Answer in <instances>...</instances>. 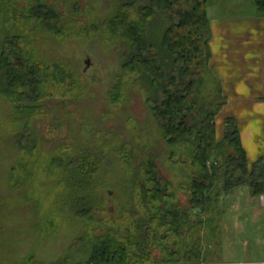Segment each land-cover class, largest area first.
<instances>
[{
    "label": "trees",
    "instance_id": "obj_1",
    "mask_svg": "<svg viewBox=\"0 0 264 264\" xmlns=\"http://www.w3.org/2000/svg\"><path fill=\"white\" fill-rule=\"evenodd\" d=\"M207 1L112 0L115 14L102 26L112 43L127 47L121 74L113 81L109 95L111 105L122 104L125 88L139 85L147 96L145 107L166 148L169 164L183 169L189 178L187 185L175 187L155 158L138 161L136 148L120 144L117 155L130 180L131 196L145 212L141 222L134 223L135 233L131 234L130 228L118 227L122 225L110 219L106 196L96 194L95 184L107 150L96 154L82 150L75 156L58 149L46 165L37 162L40 145L33 137L34 123L43 118L44 104L60 101L65 106L76 105L84 92L70 66L44 60L32 44L26 45L24 36L33 32L51 37L56 43L88 42L100 31L93 11L70 0L71 19L65 20L46 0H0L4 23H13L21 32L5 37L0 56V98L15 107L12 125L17 128L16 145L24 153L26 164L23 170L16 163L12 188L32 184L40 170L54 181L60 180L56 195L60 198L66 194L64 189L70 191L65 205L76 221L84 222L89 229L99 225L105 231L103 236L85 235L74 242L73 250L89 244L83 264H154L152 247L156 248V243L164 246L168 261L180 259L183 264H192L187 256L179 258L180 253L172 251L175 239L186 238L188 232L184 234V229L204 226V218L236 191L247 192L252 200L264 197V158L253 164L249 161L240 140L239 122L225 118L221 139L217 136L218 119L228 106L221 84L207 103L199 101L203 77L210 72L207 65L212 59ZM19 4L25 5L20 11L16 9ZM255 5L257 18H264V0H255ZM83 16L89 20L86 27ZM31 188L24 201L34 205L42 225L54 227V220L47 224V215L40 213L42 209L47 212L46 200L33 196L35 188ZM179 193L187 197L186 208L177 207ZM56 195L48 208L51 216L55 214ZM112 225L115 230H110ZM141 230L146 232L145 237L139 234ZM199 256L197 251L195 261L201 259ZM33 263L34 256L29 255L18 264Z\"/></svg>",
    "mask_w": 264,
    "mask_h": 264
},
{
    "label": "rangeland",
    "instance_id": "obj_2",
    "mask_svg": "<svg viewBox=\"0 0 264 264\" xmlns=\"http://www.w3.org/2000/svg\"><path fill=\"white\" fill-rule=\"evenodd\" d=\"M76 1L81 8L88 7L93 11L100 28L95 39L88 42L77 40L56 43L51 37L44 38L33 32L24 36L26 45L32 44L31 47L38 50L44 60L70 66L84 92V97L76 105L65 106L60 101L44 104L43 118L34 123L33 137L40 145L37 162L46 165L58 149H65L75 156L82 150L93 154L107 150L103 158L102 171L95 184L98 189L96 194L100 198L106 196V212L110 215V219L122 225L118 227L130 228L129 232L134 234L135 230L132 227L134 228V223L141 222L145 212L131 196L130 180L126 177L117 155L121 147L119 145L127 144L136 148L139 154L136 157L138 161H142L143 157L155 158L160 170L175 187L187 185L189 178L183 169L169 164L166 148L145 107L147 96L139 85L125 88L122 104L110 103L109 95L114 86L113 81L121 74L122 56L127 52L125 44L112 43L111 39L102 32L103 24L115 14L114 3L112 0ZM46 2L62 14L65 20L71 19L68 8L70 0H46ZM207 2H209L207 19L209 22H216L211 26L214 39L210 46L213 51H217L215 54L221 56V51H229L235 44L238 45L246 40L247 36L253 35L255 39L264 40L262 30L264 21L250 28L251 34H247L250 26L243 22L250 14L256 12L254 0H208ZM23 7L24 4L16 5L18 10ZM81 20L86 27L89 23L87 16H83ZM223 20H232L237 27L221 26L218 21ZM20 33L13 23L5 24L3 14H0V56L5 37ZM209 65H207L208 69ZM203 79V87L199 93L200 104L207 103L213 98L217 86V80L209 73H206ZM239 85L242 87L241 90H234L235 85L228 86L230 104L217 122L219 140L222 135V121L225 118L239 114L242 117L241 126H244L249 117H258L261 111L264 112V106L239 105L238 102L243 99L242 97L246 98L243 99L244 101L251 103L254 101L252 97H258L259 94L256 93L258 86L249 90L247 84ZM14 111L13 105L0 98V264H18L26 261L29 255L34 256L33 264H83L89 255V244L73 250L74 242L85 235L103 236L105 231L99 225L89 229L84 222L76 221L73 213L69 212L70 209L65 205L69 202L70 191L64 189L66 194L64 193L63 196L61 194L59 198L56 193L60 191L58 186L60 180L54 181L41 170L36 174L32 184L24 183L20 184L18 189L12 188L11 174L16 163H20L23 170L26 169V164L23 163L24 153L16 145L17 128L12 125ZM254 125H258V122H254ZM261 135L252 139V145H249L250 148L257 144L259 147L257 145L252 153L249 147V150H246L252 164L264 158V129ZM104 146L109 147L104 149ZM33 186L35 188L32 192L33 196H40L46 200L47 212L44 213L42 209L40 213L47 215V224L53 219L54 227L42 225L43 223L34 213V205L26 204L24 201L23 197L33 190L31 188ZM242 194L243 196L237 198L238 200L220 201L217 210L204 218L205 224L201 228L192 227L190 231L184 229V234L188 232L186 238L175 239L176 246L172 251H178L181 255L179 258L187 256L192 264L263 262L264 212L254 208L256 199H250L245 191ZM55 195V199L58 200L53 211L55 214L51 216L48 208L51 198ZM186 203V195L179 193L177 207L186 208ZM43 207L46 208L44 205ZM207 220L209 223L206 224ZM110 230H115V227L112 225ZM145 233L141 230L139 234L145 237ZM155 246L156 248L152 247L154 264H183L180 259L168 261L161 243H156ZM197 251L200 253L199 261H195Z\"/></svg>",
    "mask_w": 264,
    "mask_h": 264
},
{
    "label": "crops",
    "instance_id": "obj_3",
    "mask_svg": "<svg viewBox=\"0 0 264 264\" xmlns=\"http://www.w3.org/2000/svg\"><path fill=\"white\" fill-rule=\"evenodd\" d=\"M255 9H256V5H255ZM256 12H257V9H256ZM256 12L250 14L247 20L242 19L243 22H246V24L250 26L247 34H251L250 32L252 31V29L250 28H252L254 25L260 24L261 21H264V18H257ZM233 22L234 21L232 20H223L220 22L218 21V23L224 27H230V26L237 27L236 26L237 24H233ZM215 23L216 22H210V25L212 26ZM211 26L210 28H212ZM241 26H244V25L242 24ZM255 28L257 29L258 26H256ZM262 30L264 33V29ZM212 39H214L213 34H212ZM212 39H211L210 46L212 44ZM215 52L217 51L216 50L213 51L212 49L210 51V53L212 54V59L209 65L210 66L209 74L210 76L214 77L215 80H217V85L221 84V86L223 87L224 93H227L226 96L228 99V102H227L228 106L230 104L229 103L230 99H229L228 92H227L228 86L235 85L234 90H238V89L241 90L242 87L239 84H242V83L247 84V87L249 90H252L256 86H258L256 88L257 89L256 93H259V94H258V97H252L254 101H252L251 103H249V101L247 100L244 101L243 99H246L244 97H242L243 99H241V101L237 99L238 97H236V99L239 100L238 102L239 105L240 104L242 105L252 104V105H258V106H264V89H263L264 87V40L260 38L255 39L253 38V35H251V36H247L246 40L239 43L238 45L235 44L234 48L232 47L229 51L227 50L224 52L218 51L221 53V56L215 54ZM258 88L260 89V92ZM240 96H244V95H240ZM260 116H263V118L261 119ZM233 118H235L239 122L240 136H241L240 140L242 141L243 146L248 151L249 145L250 144L252 145V139H254L257 135H261V131L264 129V127H262V124L264 125V112L261 111L258 117L257 116H253L252 118L249 117V119H247V121L245 122L244 126H241L240 121H242V117H240L239 114L235 115ZM254 122H258V125H254ZM261 136L263 137V135ZM257 145L253 146V148L249 147L251 149L250 150L251 153L256 150ZM242 192L240 190L236 191L234 196L228 197L226 200L230 202L232 200L233 201L238 200L237 198H240L243 196ZM256 200L257 202L255 203L256 205L254 208H256L257 210L261 212H264V197H261ZM205 264H208V263H205ZM257 264H264V261L257 262Z\"/></svg>",
    "mask_w": 264,
    "mask_h": 264
}]
</instances>
